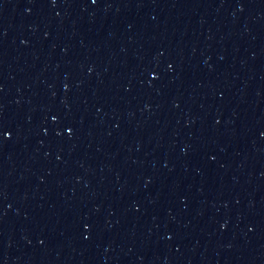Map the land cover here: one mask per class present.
I'll list each match as a JSON object with an SVG mask.
<instances>
[{"label": "water", "instance_id": "95a60500", "mask_svg": "<svg viewBox=\"0 0 264 264\" xmlns=\"http://www.w3.org/2000/svg\"><path fill=\"white\" fill-rule=\"evenodd\" d=\"M0 264H264V0H0Z\"/></svg>", "mask_w": 264, "mask_h": 264}, {"label": "snow or ice", "instance_id": "6c2138e0", "mask_svg": "<svg viewBox=\"0 0 264 264\" xmlns=\"http://www.w3.org/2000/svg\"><path fill=\"white\" fill-rule=\"evenodd\" d=\"M154 75H155V73H154ZM53 119H56V117H53ZM70 131H71V130H70ZM3 135H4V136H10L11 133H10V132H7V131H4V132H3ZM85 227H87V225H86Z\"/></svg>", "mask_w": 264, "mask_h": 264}]
</instances>
